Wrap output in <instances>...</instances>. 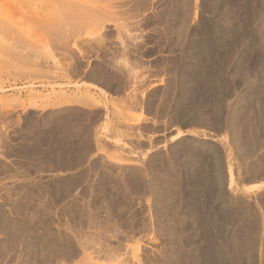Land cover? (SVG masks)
<instances>
[{"label": "rangeland", "instance_id": "374dc122", "mask_svg": "<svg viewBox=\"0 0 264 264\" xmlns=\"http://www.w3.org/2000/svg\"><path fill=\"white\" fill-rule=\"evenodd\" d=\"M102 1L0 0V264H264V0Z\"/></svg>", "mask_w": 264, "mask_h": 264}, {"label": "bare ground", "instance_id": "6f19581e", "mask_svg": "<svg viewBox=\"0 0 264 264\" xmlns=\"http://www.w3.org/2000/svg\"><path fill=\"white\" fill-rule=\"evenodd\" d=\"M100 1H102V0H100ZM105 1H106V0H105ZM145 1H147V0H145ZM102 2H103V1H102ZM108 2H109V1H108ZM111 2H112V1H111ZM141 3H142V2H141ZM76 4H77V3H76ZM110 4H111V3H110ZM113 4H114V2H113ZM115 4H116V2H115ZM115 4H114V5H115ZM78 5H79V4H78ZM80 5H81V4H80ZM80 5H79V6H80ZM95 5H96V4H95ZM145 5H146V4H145ZM75 6H76V5H75ZM109 6H110V5H109ZM112 7H114V6H112ZM144 7H145V6H144ZM146 7H147V6H146ZM65 8H66V7H65ZM69 8H70V7H69ZM81 8H83V6H82ZM84 8H85V7H84ZM86 8H87V7H86ZM98 8H99V7H98ZM98 8H97V9H98ZM147 8H148V7H147ZM67 9H68V8H67ZM75 9H76V7H75ZM77 9H78V6H77ZM89 9H90V8H89ZM91 9H92V8H91ZM93 9H94V8H93ZM97 9H96V11H93V12H95V13H93V15H92L91 13H89V12H91V10L89 11L88 9H85V12H86L87 10H88L89 12H88V13L86 12L87 15L85 14V15H84V18L86 17V18L88 19V17H91V16H92L93 19H92V18H91V19H92V20H95L96 23H97V25H98V26H97V25L95 24V25H93V26H97V27H99V26H100L99 24L102 23L103 19H105V18H103V16H104V17H105V16L107 17V15H104V14L102 13V14H103V16H102V21H99V20H101L100 18H101V15H102V14L100 13L101 11L99 12V10L97 11ZM107 9H108V8H107ZM68 10H69V9H68ZM71 10H72V9H71ZM71 10H70V14H69L70 17H68L69 22L71 21L69 18H71L72 16H76L75 13H78V14H77V17L81 14V12H78L80 9H79L78 11H76V12L73 11V12H75V13L71 12ZM103 10H104V9H103ZM63 11H64V10H63ZM65 11H66V10H65ZM80 11H81V10H80ZM67 12H68V11H67ZM82 12H84V9H82ZM85 12H84V13H85ZM103 12H104V11H103ZM105 13H106V11H105ZM59 14H60V13H59ZM62 14H63V13H62ZM62 14H61V15H62ZM64 14H65V12H64ZM64 14H63V15H64ZM67 14H68V13H67ZM74 14H75V15H74ZM88 14H91V15L88 16ZM82 15H83V14H82ZM58 16H59V15H58ZM109 16H110V15H109ZM109 16H108V17H109ZM111 16H112V15H111ZM49 17H50V16H49ZM60 17H61V16H60ZM64 17L66 18V19H65V18H64V19L67 21V17H66V16H64ZM79 17H80V16H79ZM79 17H78V18H79ZM82 17H83V16H81L80 18L83 20L84 18H82ZM52 18H53V17H52ZM61 18H62V17H61ZM78 18H76L77 20H75V17H73V21H76V22L79 21ZM80 18H79V19H80ZM55 19H57V18L55 17ZM64 19H61V20H64ZM71 19H72V18H71ZM87 19H84V20H86L85 23L88 22ZM89 19H90V18H89ZM91 19H90V20H91ZM108 19H109V18H108ZM57 20H58V19H57ZM61 20H60V23H59V20H58V23H59V24H56V25L59 26L61 23H63ZM90 20H89V23L87 24L88 26H89V24H91V23H90ZM50 21H51V20H50ZM52 21H53L54 23L56 22V21H54V19H53ZM80 21H81V20H80ZM95 21H93V23H94ZM69 22H67V24H68ZM91 22H92V21H91ZM71 23H73V22L71 21ZM78 23H79V22H78ZM93 23H92V24H93ZM65 24H66V23H65ZM65 24H63V25H65ZM75 24H76V25H75ZM75 24H74V23H73L72 25L69 24V26H72V28H71V29H72V32H74L73 30H75L74 28H75L76 26H77V30H78L79 26H80L81 24H83V23L80 22V25H78L77 23H75ZM92 24H91V25H92ZM46 25H47V24H46ZM74 25H75V26H74ZM85 25H86V24H83L82 26L84 27ZM87 25H86V26H87ZM91 25H90V26H91ZM48 26H49V25H48ZM55 27H56V26H55ZM61 27H62V24H61ZM61 27H60V29H61ZM63 27H64V26H63ZM63 27H62V28H63ZM83 27H82V28H83ZM97 27H95V28L98 29ZM47 28H48V27H47ZM47 28H46V29H47ZM49 28H50V27H49ZM53 28H54V24H53ZM53 28L51 27V29H49V30H52ZM56 28H57V27H56ZM56 28H55V29H56ZM67 28H70V27H67ZM88 28H90V27H88ZM118 28H119V27H118ZM44 29H45V28H44ZM58 29H59V28H58ZM58 29H56V30H58ZM101 29H102V27H101ZM64 30H65V29H64ZM84 30H85V29H84ZM116 30H118V32H119V29H116ZM67 31H68V30H67ZM94 31H95V30H94ZM46 32H47V31H46ZM51 32H54V31H51ZM75 32H76V30H75ZM75 32H74V33H75ZM78 32H79V31H78ZM68 33H69V32H68ZM76 33H77V32H76ZM76 33H75V34H76ZM121 33H122V31H121ZM52 34H55V32L52 33ZM58 34H59V32H58ZM66 34H67V33H66ZM71 34H72V33H71ZM77 34H78V33H77ZM80 34H81V33H80ZM47 35H48V34H47ZM56 35H57V34H56ZM54 36H55V35H54ZM67 36H69V35H67ZM99 36H100V35H99ZM55 38H56V37H55ZM56 40H57V39H56ZM53 41H54V40H53ZM96 41H97V40H96ZM98 41H99V40H98ZM64 42H65V41H64ZM65 43H66V42H65ZM96 44H97V43H96ZM121 44H122V43H121ZM34 48H35V47H34ZM124 48H125V47H124ZM35 51H36V50H35ZM122 65H123V63H122ZM122 67H123V66H122ZM127 67H128V66H127ZM198 72H199V71H198ZM97 73H98V72H97ZM101 75H102V74H101ZM198 76H199V75H198ZM101 77H102V76H101ZM106 78H107V77H106ZM263 78H264V77H263ZM107 80H109V79H107ZM262 80H263V79H262ZM259 88H260V87H259ZM246 106H247V105H246ZM239 111H240V110H239ZM234 112H235V111H234ZM240 113H241V112H240ZM230 114H231V113H230ZM236 114H237V113H236ZM231 115H232L231 117L229 116V117L231 118V121H229V123H228V122H227V123L229 124V126H230L232 129H234L235 126L237 125V123L239 124V122H237V120H235V118L237 117V115L234 116V113L231 114ZM241 115H242V114H241ZM245 121H246V120H245ZM263 121H264V120H263ZM240 123H241V121H240ZM249 123H250V122H249ZM241 124H243V122H242ZM243 125H244V124H243ZM243 125H242V126H243ZM246 125H247V124H246ZM246 125H245V126H246ZM250 125H251V124H250ZM250 125H249V126H250ZM240 126H241V125H240ZM249 126H246V128H248ZM251 126H252V125H251ZM230 127H229V128H230ZM236 129H237V128H236ZM244 129H245V127H244ZM253 129H254V128H253ZM255 130H256V129H254L253 131H255ZM253 131H251L250 128L246 129V131L243 133V137L241 138L242 141H241L240 139H238V140L241 141V143H240V148H239V149H240V151H241V155H242V157L245 156V157H249V158H250L251 156H253V153H252L253 150H257L258 148L260 149L261 146L264 147V143H262L264 138H262L261 135H259V136H258V135H255ZM231 134H232V133H231ZM263 136H264V135H263ZM234 138H235V137H234ZM234 140H235V139H234ZM236 142H237V141H236ZM237 147H238V146H237ZM186 148H187V147H186ZM256 148H257V149H256ZM183 149H184V150H182V151H185V148H183ZM190 149H191V148H190ZM173 150H174V149H173ZM174 151H175V150H174ZM182 151H181V152H182ZM173 153H174V152H173ZM200 153H201V152H200ZM181 154H182V153H181ZM186 154H187V153H186ZM186 154H185V155H186ZM198 154H199V153H198ZM260 154H261V153H260ZM260 154H259V155H260ZM175 155H176V154H175ZM182 155H183V154H182ZM182 155H181V156H182ZM259 155L257 154V160H256L255 162H251L252 160H251L250 162H248V163H249V168L251 167V168H253V170H254V171H253V170L251 169L252 171H250V172H252V173H253V176H254V177H257V178L262 177V174H260L261 172L264 173V153H262L260 156H259ZM199 157H200V155H199ZM186 158H187V157H186ZM252 158H253V157H252ZM197 159H199V158H197ZM241 159H242V158H241ZM241 159H240V160H241ZM243 159H244V158H243ZM243 159H242V161H243ZM245 159H246V158H245ZM250 159H251V158H250ZM237 160H239V159H237ZM177 161H178V160H177ZM200 161H201V160H200ZM245 161H248V159L245 160ZM173 162H174V161H173ZM203 163H204V162H203ZM230 163H231V162H230ZM242 163H243V162H242ZM244 163H245V162H244ZM244 163H243V164H244ZM246 163H247V162H246ZM248 163H247V164H248ZM243 164H242V165H243ZM192 165H193V164H192ZM228 165H229V164H228ZM237 165H238V164H236L235 166H237ZM242 165H241V166H242ZM206 166H207V165H206ZM241 166L238 165L239 169H240ZM245 166H248V165H245ZM173 167H174V166H173ZM227 167H228V166H227ZM230 167H231V166H230ZM230 167H229V169H228V173H227V180H226V181H227V184H226V185H228V187L231 188V185H232V183H233V182H232V180H233V172H232V171H233V170H231ZM238 167H237V168H238ZM235 168H236V167H235ZM249 168H248V169H249ZM257 168H258V169H257ZM232 169H234V167H233ZM239 169H238V171H239ZM248 169H247V170H248ZM172 170H173V169H172ZM236 170H237V169H236ZM236 170H234V171H236ZM241 170H242V172H244V171L246 170V169H244V165H243V169H241ZM243 170H244V171H243ZM249 170H250V169H249ZM175 171H176V170H175ZM158 172H159V171H158ZM160 172H161V171H160ZM236 172H237V171H236ZM236 172H234V173H236ZM242 172H241V174H242ZM161 173H162V172H161ZM252 173H251V174H252ZM151 174H152V173H151ZM158 174H159V173H158ZM166 174H167V173H166ZM170 174H171V173H170ZM239 174H240V173H239ZM239 174L236 175L235 178H236L237 176H238V177H241V176H239ZM245 174H247V173H245ZM175 175H177V174H175ZM178 175H179V174H178ZM178 175H177V176H178ZM242 175H243V174H242ZM247 175H248V174H247ZM243 176H245V175H243ZM164 177H165V176H164ZM174 177H175V176H174ZM174 177H173V178H174ZM178 177H179V176H178ZM170 178H171V175H170ZM180 178H181V177H180ZM180 178H179V179H180ZM205 178H206V177H205ZM251 178H252V177H250V179H251ZM257 178H256V179H257ZM154 179H155V178H154ZM157 179H158V178H157ZM166 179H167V178H166ZM179 179H178V180H179ZM241 179H242V178H241ZM248 179H249V178H248ZM252 179H253V178H252ZM252 179H251V180H252ZM151 180H153V179H151ZM169 180H170V179H169ZM173 180H174V179H173ZM175 180H176V179H175ZM175 180H174V182H175ZM181 180H182V178H181ZM181 180H180V181H181ZM205 180H206V179H205ZM259 180L261 181V179H259ZM166 181H167V180H166ZM152 182H153V181H152ZM172 182H173V181H172ZM155 183H156V181H155ZM155 183H154V184H155ZM176 183H177V182H176ZM262 183L264 184V179H263ZM262 183L257 184V185H252V186H249L248 184H246V185H248L246 188H250V189H251L252 187L254 188V187H256V186L259 187L260 185H263ZM150 184H151V183H150ZM160 184H161V182H160ZM179 184H180V183H179ZM147 185H148V184H147ZM152 185H153V183H152ZM156 185H158V184H156ZM238 185H239V184H238ZM177 186H178V185H177ZM198 186H199V185H198ZM232 186H235V184L232 185ZM147 187H148V186H147ZM263 187H264V186H263ZM148 188H149V187H148ZM173 188H174V186H173ZM200 188H201V187H200ZM232 188H233V189L236 188V190H239V191L242 189V187L240 188V187H237V186L232 187ZM232 188H231V190H232ZM243 188H245V187H243ZM174 189H175V188H174ZM174 189H173V190H174ZM145 190H146V189H145ZM148 190H149V189H148ZM151 190L154 192V190H156V189H154V190L151 189ZM170 190H171V189H170ZM200 190H201V189H200ZM157 191H158V190H157ZM192 191H193V190H192ZM155 192H156V191H155ZM172 192H173V191H172ZM199 192H200V191H199ZM202 192H203V191H202ZM263 192H264V190L262 191V193H263ZM157 193H159V192H157ZM160 193H161V192H160ZM174 193H175V192H174ZM203 193H204V192H203ZM244 193H245V192H244ZM152 194H154V193H152ZM152 194H151V195H152ZM155 195H157V194H155ZM159 195H160V194H159ZM246 195H247V194H246ZM263 195H264V194H263ZM153 196H154V195H153ZM157 196H158V195H157ZM157 196H156V197H157ZM177 196H178V195H177ZM179 196H180V195H179ZM195 196H196V195H195ZM154 197H155V196H154ZM156 197H155V198H156ZM190 197H191V196H190ZM198 197H199V195H198ZM219 197H220V196H219ZM240 197H241V196H240ZM247 197H248V196H247ZM263 197H264V196H263ZM159 198H160V197H158V199H157V198H156V199H153V198H152V199L155 200L157 203L163 205V203L165 202V199H167L168 197H166V198L164 197V198H165L164 200H163V199L159 200ZM200 198H201V197H200ZM245 198H246V197H245ZM176 199H177V198H176ZM260 199H264V198H260ZM169 200H170V199H169ZM180 201H181V200H180ZM153 202H154V201H153ZM174 202H175V201H174ZM247 202H248V201H247ZM247 202H246V204H247ZM244 203H245V202H244ZM257 203H258V202H257ZM159 204H158V206H159ZM169 204H170V203H169ZM258 204H260V206H261V204H262V205L264 204V201H261V202L258 203ZM155 205H156V204H155ZM162 205H160V206H162ZM167 205H168V203H167ZM196 205H197V204H196ZM247 205H248V204H247ZM247 205H246V206H247ZM160 206H159V208H160ZM165 206H166V205H164V207H165ZM164 207H163V209H165L166 212H167L168 210H167L166 208H167L168 206L165 207V208H164ZM173 207H174V205H173ZM173 207H172V208H173ZM196 208H197V207H196ZM239 208H240V207H239ZM244 208H245V206H244ZM244 208H243V210H244ZM246 208L248 209L249 207L247 206ZM250 208L252 209V207H250ZM253 208H254V207H253ZM260 208H261V207H260ZM157 209H158V208H157ZM168 209L170 210L171 207H170V208L168 207ZM173 209H174V208H173ZM173 209H172V210H173ZM175 209H176V208H175ZM247 209H246V211H247ZM251 209H249V210H251ZM262 209H263V206H262L261 210H262ZM172 210H171V211H172ZM158 211H159V210H158ZM162 211H163V210H162ZM246 211H244V212H246ZM253 211H254V210H253ZM258 211H259V210H258ZM262 211H263V210H262ZM160 212H161V211H160ZM237 212H238V211H237ZM240 212H241V211H240ZM254 212H256V211H254ZM163 213H164V212H163ZM246 213H247V212H246ZM154 214H155V213H154ZM160 214H161V213H159V215H160ZM165 214H168V213H165ZM165 214H164V215H165ZM244 214H245V213H244ZM247 214H249V213H247ZM252 214H253V212L251 213V216H250V217H251V218H252V217L254 218V216H252ZM259 214H260V213H259ZM159 215H158V216H159ZM170 215H171V214H170ZM254 215H256V214L254 213ZM165 217H166V216H165ZM248 217H249V215H248ZM250 217H249V218H250ZM259 217H260V216H259ZM162 218H163V217H162ZM162 218H161V219H162ZM255 218H256V217H255ZM255 218H254V220H256V222H257V221H258V220H257L258 218H256V219H255ZM163 219H164V218H163ZM168 219H169V218H168ZM207 219H208V218H207ZM246 219H247V218H246ZM162 221H163V220H162ZM162 221H160V224H161ZM166 221H167V220H166ZM168 221H169V220H168ZM213 221H214V219H213ZM215 221H216V220H215ZM156 222L158 223V221H156ZM246 222H247V221H246ZM162 223H163V222H162ZM252 223L254 224L255 221H252ZM257 223H259V221H258ZM163 224H165V223H163ZM168 224H169V222H168ZM250 224H251V223H250ZM170 225H171V224H170ZM161 226H162V225H161ZM165 226H166V225H164V228H165ZM167 226H168V225H167ZM167 226H166V227H167ZM174 226H175V227H173V228H176V225H174ZM253 226H254V225H253ZM256 226H257V224H256ZM263 226H264V225H263ZM263 226H262V227H263ZM159 227H160V226H159ZM251 227H252V225H251ZM161 228H163V227H160V229H161ZM167 228H169V226H168ZM171 228H172V226H171ZM171 228H170V229H171ZM251 229H252V228H251ZM166 230H169V229H166ZM174 230H175V229H174ZM179 230H180V229H179ZM255 230H256V229H255ZM258 230H259V229H258ZM258 230H257V231H258ZM170 231H171V230H170ZM170 231H169V232H170ZM180 231H181V230H180ZM259 231H260V230H259ZM175 232H176V231H175ZM177 232H178V231H177ZM171 233H172V232H171ZM258 233H259V232H258ZM173 234H174V233H173ZM235 235H236V234H235ZM237 235H239V234H237ZM237 235H236V236H237ZM240 235H241V234H240ZM173 236H175V235H173ZM231 236H232V235H231ZM241 236H243V235H241ZM237 238H239V236H238V237H235V239H237ZM240 238H242V237H240ZM248 238H250V237H248ZM248 238H246V239H248ZM233 239H234V238H233ZM242 239H243V238H242ZM242 239H241V240L238 239V241H242ZM244 239H245V238H244ZM233 241H234V240H233ZM236 241H237V240H235V243H236ZM243 241H244V240H243ZM243 241H242V243H244ZM247 241H248V240H247ZM247 241L245 240V243H246ZM263 241H264V239H263ZM170 243H171V242H170ZM232 243H233V242H232ZM235 243H233V245H234ZM238 243H241V242H238ZM238 243H237V244H238ZM242 243H241V244H242ZM245 243H244V244H245ZM250 243H252V242H250ZM250 243H248V244H250ZM167 244H168V243H167ZM171 244H173V241H172ZM171 244H170V245H171ZM241 244H239L240 246H238L239 249L236 248L237 250H240V249H241ZM246 244H247V243H246ZM242 245H243V244H242ZM173 246H174V245H173ZM234 246L236 247V245H234ZM242 247H243V246H242ZM174 248H176V246H175ZM174 248H173V250H174ZM135 249H136V248H135ZM170 249H171V248H170ZM181 249H182V248H181ZM223 249H224V248H223ZM233 249H234V248H233ZM233 249H232V251H234ZM175 250H177V248H176ZM230 251H231V250H230ZM235 251H236V250H235ZM169 253H170V252H169ZM175 253H176V252H175ZM178 253H179V251H178ZM239 253H240V251H238V254H239ZM172 254H173V253H172ZM174 255H175V254H174ZM174 255H173V256H174ZM174 257H177V255L174 256ZM171 258H172V257H171ZM173 259H174V258H173ZM174 260H175V259H174ZM173 262H174V261H173ZM192 262H193V261H192ZM171 263H172V262H171ZM204 264H205V263H204Z\"/></svg>", "mask_w": 264, "mask_h": 264}]
</instances>
